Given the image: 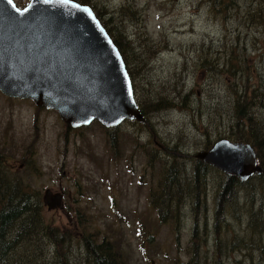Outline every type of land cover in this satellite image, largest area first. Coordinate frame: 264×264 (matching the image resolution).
I'll return each instance as SVG.
<instances>
[{
  "label": "rangeland",
  "instance_id": "374dc122",
  "mask_svg": "<svg viewBox=\"0 0 264 264\" xmlns=\"http://www.w3.org/2000/svg\"><path fill=\"white\" fill-rule=\"evenodd\" d=\"M212 1L88 0L125 46L142 121L72 128L54 109L0 92V176L28 186L43 220L71 236L68 264H91L87 235L117 247L124 264H263L264 185L238 188L216 216L225 174L208 165L193 178L197 150L240 140L250 122L248 133L264 137V0ZM236 94L248 101L240 119ZM168 167L177 201L158 184ZM47 187L63 192L61 208L46 209Z\"/></svg>",
  "mask_w": 264,
  "mask_h": 264
},
{
  "label": "water",
  "instance_id": "95a60500",
  "mask_svg": "<svg viewBox=\"0 0 264 264\" xmlns=\"http://www.w3.org/2000/svg\"><path fill=\"white\" fill-rule=\"evenodd\" d=\"M30 4L35 8L23 13ZM19 8L16 13L0 0L2 94L54 109L70 127L93 119L107 127L143 119L122 55L90 5L28 0ZM194 156L239 180L261 170L252 146L242 140L219 138ZM42 200L46 209L61 208L62 192L44 188Z\"/></svg>",
  "mask_w": 264,
  "mask_h": 264
},
{
  "label": "trees",
  "instance_id": "16d2710c",
  "mask_svg": "<svg viewBox=\"0 0 264 264\" xmlns=\"http://www.w3.org/2000/svg\"><path fill=\"white\" fill-rule=\"evenodd\" d=\"M88 3V0H77ZM215 0L212 1L214 4ZM228 5V3H226ZM125 5H122L123 8ZM262 7L259 9V13ZM94 10V9H93ZM95 11V10H94ZM103 13V12H102ZM102 13L95 14L106 28L114 43L119 48L123 59L125 60V46H123L118 37L111 31L109 27V20ZM107 18V19H106ZM237 95V94H236ZM234 96L233 105L234 111L240 119L244 112L240 109L246 105V94H238ZM242 96V97H240ZM242 99V100H240ZM141 101H137L139 109L145 112L141 107ZM239 112V113H238ZM251 129V122L248 123L247 131L242 130L238 132L236 139L249 141L255 147L261 171L258 174H253L247 179L240 181L233 175H225L223 187H219L217 192L218 203L216 202L215 215L221 210V206H226L232 200L233 196L237 194L238 188H248L250 184L257 180V183L264 185V154L261 148L264 145V137L261 139L250 135L248 131ZM264 132V131H263ZM254 143V144H253ZM3 167H0V171ZM208 169V164L195 159V167L193 168V178L199 179L204 171ZM162 174V181L158 182L161 189L165 193L163 196L169 200L171 197L177 201L175 196L178 187L179 174L172 171L171 167L167 168ZM256 183V184H257ZM177 184L175 188L174 185ZM254 189V188H253ZM251 190V196L254 192ZM224 200L225 203L221 201ZM227 201V202H226ZM176 203V202H175ZM165 207L167 205L162 204ZM175 205V204H174ZM41 200L36 193H31L28 186L18 179L11 180L8 177L0 176V264H68L70 254L67 250L68 244L64 246L65 242L69 243L70 235L63 232L61 226L53 221H44L41 216ZM250 209V208H249ZM160 220L164 221V216L159 215ZM261 225L264 223L261 221ZM196 224L193 225L192 235L195 233ZM66 234V235H65ZM83 245L86 247V256L91 264H124L122 255L116 248H112L110 243L101 241H92L91 236H83ZM51 246V256L48 257L44 248L48 249ZM20 247V250L17 248ZM263 249V247H261ZM44 252V253H43ZM42 254V255H41ZM44 254V255H43ZM46 254V255H45ZM264 264V259L262 260ZM222 264V263H218Z\"/></svg>",
  "mask_w": 264,
  "mask_h": 264
},
{
  "label": "snow or ice",
  "instance_id": "6c2138e0",
  "mask_svg": "<svg viewBox=\"0 0 264 264\" xmlns=\"http://www.w3.org/2000/svg\"><path fill=\"white\" fill-rule=\"evenodd\" d=\"M3 2H4V0H3ZM48 2H49V0H35L36 4H39V3L47 4ZM6 3H7V5H10L12 7V9L15 10L16 13H21V9L13 3V0H6ZM34 8H35V5L30 4L28 7L23 9V13H28L30 10H33ZM89 15H91L90 12H89ZM129 95H131V91L129 92Z\"/></svg>",
  "mask_w": 264,
  "mask_h": 264
},
{
  "label": "bare ground",
  "instance_id": "6f19581e",
  "mask_svg": "<svg viewBox=\"0 0 264 264\" xmlns=\"http://www.w3.org/2000/svg\"><path fill=\"white\" fill-rule=\"evenodd\" d=\"M132 90H133V87H132ZM133 96H134V99H135V95H134V92H133ZM135 102H136V104H137V101H136V99H135ZM138 105V104H137ZM141 113H142V111H141ZM143 115V114H142ZM142 120H144V115H143V119ZM249 143V142H248ZM251 146H252V148H253V150H254V153H255V156H256V160H257V162L259 163V160H258V157H257V153H256V151H255V148H254V146L251 144V143H249Z\"/></svg>",
  "mask_w": 264,
  "mask_h": 264
}]
</instances>
